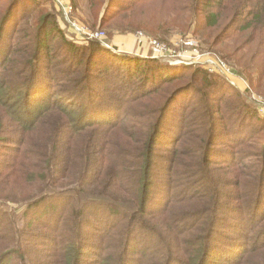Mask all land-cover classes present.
Returning <instances> with one entry per match:
<instances>
[{"label": "trees", "instance_id": "obj_1", "mask_svg": "<svg viewBox=\"0 0 264 264\" xmlns=\"http://www.w3.org/2000/svg\"><path fill=\"white\" fill-rule=\"evenodd\" d=\"M31 1L18 17L26 0H0V146L10 154L0 160V176L5 173L0 178V264H264V146L258 147L262 159L255 166L261 175L244 174L235 161L239 155L254 157L243 151L250 138L241 128L244 121L257 129L254 139L263 134L264 119L251 109L233 132L224 133L233 138L218 141L220 124L232 126V120L218 116L245 104L234 101L237 91L225 78L196 70L191 80L199 81L206 94L201 98L202 90L195 91V106H204L205 132L189 140L193 129L186 128V112L175 108L182 93L191 90L173 86L186 80L179 67L169 72L163 63L138 56L118 62L98 42L63 41L60 63L68 67L56 70L51 46L62 32L50 14H41L33 25L25 20ZM152 1L130 0L119 11L133 15ZM177 3V13L189 14L190 24L221 59L257 44L240 59L242 65L250 57L244 73L257 90L249 71L264 79V0ZM237 34H248V40L238 45ZM229 40L234 42L226 46H234L231 57L216 52ZM125 117L138 124L133 137L142 141L140 148L134 138L111 141L116 131L124 134ZM12 132L17 140L8 139ZM217 141L225 144L220 150ZM158 156L165 162L158 164ZM227 167L234 177L223 181L220 191L230 172H213ZM15 172L19 190L11 184L6 188ZM230 180L234 186L226 191ZM200 184L208 194L197 189Z\"/></svg>", "mask_w": 264, "mask_h": 264}, {"label": "rangeland", "instance_id": "obj_2", "mask_svg": "<svg viewBox=\"0 0 264 264\" xmlns=\"http://www.w3.org/2000/svg\"><path fill=\"white\" fill-rule=\"evenodd\" d=\"M26 1L27 3L22 4L20 11H17V14H20L18 15V17H21V11L24 8L28 7V0ZM34 1L37 3L34 4ZM92 1L94 0H32L30 2L31 5L29 12H24V19L31 21L32 25L35 24L41 14H50L52 21H55V23L61 30L62 35L59 36L56 43L51 46V49H53L51 50V53H53L54 57L56 58V60L53 62L57 66L56 70H62L68 67V62L60 63V61H62L61 59L63 57V51L65 47L63 41L76 46H86L93 41L98 42L104 50L109 51L110 53H113V55L117 56L116 61L119 62L123 57L138 56V53L140 55L138 57H141V55L143 56L141 58H148L151 57L150 55H153L152 49L147 46L142 47L140 45V40L138 39V36L140 34L157 39V41L165 44L168 49L173 51V53L175 54V58H173L174 61H172L171 63L169 61H160L155 59L154 61H158L168 66L169 72H172L174 69H178L179 67V70H181L182 74H185L183 76H185L186 80H179L174 83L173 86H188L191 88L188 94H186L185 92L182 93L183 95L180 94L182 95L181 98L184 96L185 97L182 99V102L180 104L175 105V108L178 109L180 113H182L181 110L186 112L185 117L188 118L186 128L193 129L189 132V134L191 135L189 136L191 137L189 138V140H194L196 138L193 137H196L202 132H205V126L201 123V115L204 106L202 104H198L197 106H195L197 97L195 91L202 90L201 98H206V94H204L203 88H201L199 81L195 83L191 80V75L194 73V71L200 70L207 75L212 76L205 71L202 64V57L205 54H211L217 57L220 56L214 52H210V49L208 48L209 46L205 42L206 39H204L203 36L199 33L198 28L195 24H190L189 14H182L180 12L177 13L179 11L177 3L178 0H153L152 2L145 3L146 8L142 11H140L139 9H135V13L133 15L129 10L128 12L126 10L119 11V8L122 5H126L130 0H96L98 1V3H96L98 5L97 8L91 7ZM113 11H116V14L112 15L113 20L109 22L106 21L107 23L102 24L103 18L111 15ZM202 14L203 13H201L196 19L198 23H202L203 21ZM218 33L219 32H216V35H218ZM225 34L228 35L229 30H227ZM235 40L237 41L238 45H241L248 40V34H237ZM61 42L62 44L60 48L57 49V44ZM233 43V40H229L227 43L225 41L223 46L216 49V52L223 51L229 57H231V51L234 49V46L230 48L226 46H232ZM256 46V43H252L249 46H246L247 48L242 50L239 55L234 56L233 59H223L229 65V67L233 69L234 74L236 75L234 78L229 80V84L235 87L237 91V97L233 94H229V92L227 91H220L219 93L226 95L227 97H229V95H233L234 101H242L245 104V108H242L241 110L238 109L233 112H226L224 115L218 116L221 118L223 117L222 122L232 120V126L230 124H227L226 126L220 124V129L217 133V138L220 142L223 140H227L229 137L233 138L232 134L230 135L224 133H230V131L233 132V130L237 127L236 122L245 119V113H247L249 110L252 109L258 118L264 119V114H262L264 111V79H259L260 72H256L254 69L250 70L249 73H252L253 75V78L251 79L255 83V87L257 89L252 90L253 87L249 80L246 78L248 73H244L243 67L245 66L244 63L246 61H250V57H248L247 60H243L242 65L240 63L241 57L245 54L255 51ZM182 58L190 62V64H188L187 66L177 65ZM259 59L263 58L261 57ZM81 73L82 71L80 70L77 75L70 77V79H75L77 76H80ZM61 86L65 87L66 84L62 83ZM21 96L22 92L17 93V99L14 102L15 108L19 107L18 101H20L19 99L21 98ZM195 108H199L200 111L196 112ZM174 113L176 115L175 111H173V115ZM173 115L171 113L168 115V122L172 120L171 118L173 117ZM257 117L252 120H256ZM175 118L177 119L176 116ZM152 119L153 118L145 117L143 121L152 122ZM124 120L127 122V125L124 127V134L122 135L120 132L116 131L115 134L112 135L111 141L115 142L122 139L134 138L133 133L139 132V127L136 120L129 117H125ZM223 126H225V128L227 129L226 131H223ZM241 128H243V131L246 134H249L248 137H250L246 142L243 151L250 153V155H254V157L246 155H239L238 157L236 156V165L238 166L239 171H242L244 174L245 172H247L246 174H248L249 171H257L255 173L261 175L260 169L257 168V170L255 166H257L258 161H261L262 159V153L260 150H258V147L262 148L264 146V132L263 134L262 132H260V135H262L259 138L257 134L254 139H251V137L255 134L253 131L257 129L255 127H252L251 124L245 123V121L243 127ZM226 135H229L228 138ZM8 137V139H18L17 135H15L13 132L9 134ZM132 141L135 147H141V140L134 138L132 139ZM218 141L215 144V148L220 150L221 146L225 144H220V142ZM205 145L206 142L204 146ZM6 146H11L13 147V149L18 150L22 148L19 142H17L16 144H10L9 142H7ZM187 148L188 150L193 151V148L189 147L188 144ZM162 153L165 152H158L157 154L161 155ZM5 154V145H1L0 160L5 156L6 158L10 157V154ZM181 159L183 160L184 157L182 156ZM229 160L230 157H228V160L225 159V161ZM17 161H19V159H17ZM162 162H165L164 158L158 156L157 163L159 164ZM219 170H221L222 172H230V174H228L224 179L221 180V184L217 187L218 190L222 191L223 181L233 179L234 170H231V167H227L225 169H216L213 173H216V171ZM4 175L5 173H3L0 178H3ZM15 175V178L11 182H8L6 184V188H8L9 184H11L16 190H19L16 186L19 176L16 172ZM209 177H216V174H210ZM262 181L264 183V178H262ZM228 184V188H226L225 190L231 191L232 187L234 186L233 182L230 180ZM197 189L203 191L204 194L209 193L207 192L208 189L204 188L202 184H200ZM0 194H2V189H0ZM72 257L73 256H71V258ZM9 264L13 263L10 262Z\"/></svg>", "mask_w": 264, "mask_h": 264}, {"label": "built area", "instance_id": "obj_3", "mask_svg": "<svg viewBox=\"0 0 264 264\" xmlns=\"http://www.w3.org/2000/svg\"><path fill=\"white\" fill-rule=\"evenodd\" d=\"M138 39L140 40V45L142 47L147 46L150 49H152L153 55H150L152 58L151 57H148V58L160 60V61L161 60L169 61L170 63L174 61L173 58H175V54L173 53V51L168 49V47L165 44L157 41V39L147 37L146 35H143V34H140L138 36ZM187 62H188L187 60L182 58L181 61L178 62L179 64L177 65L187 66L188 64H190V62L188 63ZM202 64L207 73H209L210 75L222 76L228 82L229 80H231L232 78L236 76L234 74L233 69L229 67V65L223 59L215 55L205 54L202 57ZM262 114H264V111Z\"/></svg>", "mask_w": 264, "mask_h": 264}, {"label": "crops", "instance_id": "obj_4", "mask_svg": "<svg viewBox=\"0 0 264 264\" xmlns=\"http://www.w3.org/2000/svg\"><path fill=\"white\" fill-rule=\"evenodd\" d=\"M145 54H146V53H145ZM143 55H144V54H143ZM138 56H140L139 53H138ZM141 56H142V55H141Z\"/></svg>", "mask_w": 264, "mask_h": 264}]
</instances>
